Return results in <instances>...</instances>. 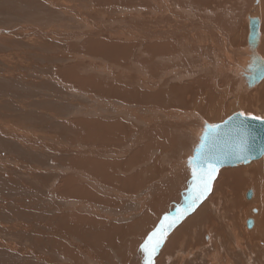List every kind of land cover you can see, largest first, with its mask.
I'll use <instances>...</instances> for the list:
<instances>
[{
	"label": "bare ground",
	"instance_id": "6f19581e",
	"mask_svg": "<svg viewBox=\"0 0 264 264\" xmlns=\"http://www.w3.org/2000/svg\"><path fill=\"white\" fill-rule=\"evenodd\" d=\"M109 2L96 1L92 9L86 3L81 6L86 10L77 6L73 11L89 16L95 22L91 24L100 28L93 33L83 26L91 32L83 51L99 58L113 54L112 65L124 71L132 64L147 71L140 75L118 70L119 74L94 80L92 86L73 80L74 91L90 95L95 106L101 102L104 111L74 112L71 121L64 122L80 129L72 131L76 134L70 142L45 144L46 161L61 168L56 167L55 176L45 175L49 200L43 205L45 213L29 207L33 220L21 229L20 223L14 227L24 230L31 243L21 247L0 240V248L18 256L17 264H125L133 252L130 246L136 247L157 222L159 237L167 232L164 222L172 219L177 204L181 211L189 209L190 198L184 196L192 187L188 161L206 127H221L235 113L264 120V77L250 82L257 64L264 61V0H140L144 10L134 20L120 17L117 8L122 6H108ZM176 4L181 7L174 8ZM185 4L187 9L182 7ZM88 11L92 15H84ZM104 12L110 13L107 24H113L110 42L93 19ZM69 55L65 67L79 76L85 59ZM153 57L163 68L156 61V66L151 64ZM98 59L85 65L93 74H110ZM239 107L242 111H236ZM66 132L70 131H62L67 137ZM212 187L196 211L170 236L165 235L156 264L166 259L169 264H264V156L221 167ZM97 190L104 195L98 197ZM59 200L66 204L63 211ZM122 201L128 204L122 206ZM36 204L33 198L30 205ZM127 207L137 209L132 218H125L131 213ZM161 211L167 221L164 214L156 220L155 212ZM133 225H138L137 230L132 228L134 233ZM171 250L178 251L177 256H171Z\"/></svg>",
	"mask_w": 264,
	"mask_h": 264
},
{
	"label": "rangeland",
	"instance_id": "374dc122",
	"mask_svg": "<svg viewBox=\"0 0 264 264\" xmlns=\"http://www.w3.org/2000/svg\"><path fill=\"white\" fill-rule=\"evenodd\" d=\"M52 1L0 0V240H2L1 242L3 245H5L6 243L11 244L12 242H16L21 245V247L28 246L29 243H31V241L29 240V235L24 230H15L14 227L20 223L21 229L22 226L29 224V222L33 220L31 219L32 216L30 214L31 207L35 208L36 210H41V212L45 213V207L43 205L49 202L47 196L48 188L46 185L45 175L47 174L51 176L53 175V173H57V170L61 168L58 163H52L51 160L46 161L44 151L45 144L47 145L51 141L62 139H66L65 142H70L72 136L76 134V132L72 131H78L80 129L78 127L76 128V125L74 123L64 124V122L67 123L72 115L75 114L74 112L78 113V111H104L103 109H101V102L99 100L98 101L100 102V105L95 106L91 102L90 95L84 93V91L82 93H76V91H74L75 89H73L74 83L72 82H74L75 80L78 81L80 79L79 81H88V84L91 85L94 80H102L108 78L111 75L114 76L116 74H119L118 70L125 73H135L140 75L145 74V72L147 71H144L141 67H138L134 64L130 66L131 68L129 69V71L131 72H129L128 70L124 71L122 68L112 65V62H116L113 54H111L112 56L110 55L111 57L109 55H106L110 58L105 57V55H102L99 58L98 55L91 54L89 56L83 51V43H85V38L87 37V35L91 34V32L96 33V30H99L100 28L96 29V27L92 25L95 22L90 18H86L89 16L76 15L73 11H77V6H80V8H78V10L80 11L86 10V8L81 7L86 3H90V9L94 7L96 8L95 2L101 0ZM109 1L110 2L108 6H115L116 8L117 5L122 6V8L120 7L121 9L117 8V10L119 12V16L125 19H127V17L129 16L128 18L133 17L132 19L134 20V18L137 16L136 14L141 15L143 12L142 10H144V8L141 7L139 3L140 0ZM122 1L123 3H126L123 4ZM133 3L134 5H132ZM177 5L178 4H176L174 8L181 7ZM185 5H182V7H185L187 9V5ZM252 6L254 8L255 6H257V3L256 5L252 4ZM62 8L65 12L61 11ZM128 9L129 12L127 11ZM68 10L70 12H68ZM227 12L228 14L230 12L231 15L236 14L233 10H227L226 13ZM86 14L92 15V13H89V11L84 15ZM102 14L104 15L100 17H93V19L103 27L104 37L107 39V41L109 38L110 42V36L111 39L113 36V24H107L109 22L108 19L110 17V13L104 12ZM79 19H81L82 21ZM113 21L115 20H111L112 23ZM135 22L138 23L137 21ZM86 23L88 25L92 23V26H86ZM83 26L87 29L89 28L88 30H91V32L85 29ZM66 35L70 36L66 37ZM79 44H81L82 46ZM66 45L70 46V51L67 50L68 48ZM91 45L92 44L90 42V46ZM91 48L93 47L91 46ZM178 52L179 54H183L180 50ZM60 53L62 57L57 58L56 55ZM66 54H70L69 56H75L79 59H85L83 63L84 66L82 65V68L85 71L83 70L80 74H78L79 76L76 75L75 69L65 67L67 61L70 62V60L66 59ZM92 56H94V60L91 59ZM96 56L97 59L99 58L98 61L100 60L99 64H101L103 67L107 66L105 68H107V70L111 72L110 74L107 73V75L105 71L93 74L90 66L85 65V63H94L97 60ZM179 57L181 61L187 62V60H184L183 55H179ZM153 60L154 61L151 64L154 65V62L156 61L157 64H155L159 66L158 64L160 63V67L163 68L162 63L158 60V58L156 59L155 57H153ZM6 61L9 63H7ZM108 61L111 63H109ZM145 65L148 66V62ZM86 69L89 71H87ZM134 79L137 78L135 77ZM81 84L84 85L83 83ZM84 86L86 87V89L91 90L90 87L87 88V85ZM82 89L85 88L83 87ZM83 93L85 97L83 96ZM239 110L242 111L241 107H239L236 111ZM66 126L69 128H67ZM53 130H55L56 132ZM64 130H67L68 132L70 131V133L66 132L67 137L63 134ZM46 138H48L49 140ZM57 157L58 155L56 154L55 159ZM58 158L57 162L61 160V158ZM56 167H59V169H56ZM44 172L45 174L43 175ZM54 181L55 178L52 179L49 184L52 186ZM192 187H194L193 184ZM192 187L191 192H188V194H184V196H186L188 199L190 198L189 194L193 192ZM212 190L213 187L207 197L211 195ZM99 191L100 190L96 191L97 196L104 195ZM166 192L174 191H168L167 189ZM33 198H35V202L37 203L36 205H30ZM206 200L207 198L205 199V201ZM189 202H191L190 199ZM203 202H200L199 204L197 203L195 205V209H187L185 211H181L182 206L177 204V207L175 208V211H177L176 213L174 212L175 214L172 216V219H170L168 222H164L166 227H168L167 236H170L187 217L191 216L196 211V209ZM58 203L60 204L59 210L63 211L66 207V204L62 200H59ZM126 204H128V202H121L122 206H125ZM180 204H182V201ZM172 205L173 207L175 206V204ZM135 208L136 207H127L126 211L131 213H128L125 218H127L128 216V218H132L133 216H135V214L132 213L133 210H137ZM56 213L60 215L59 212ZM162 214H164L162 211L155 212L156 220L159 221L160 218H163L160 217ZM173 218H175V222H173ZM34 220L40 221L41 219L35 218ZM105 223L106 221H104V224ZM159 223L160 222H157V225H155L154 227L160 229L158 227ZM169 224H171L172 226L169 227ZM137 226L138 225L131 226V231L133 227L135 229H138ZM154 227L148 231V234H146V236L140 240L136 247L132 248L130 246V249L133 252L129 256L125 264H144V254L142 253L141 255V252L139 251L141 245L145 242V240H147V236L151 235L154 231L157 230H155ZM136 230L133 229L132 233H134V231ZM159 234L160 233H157V238H159ZM167 236H164L163 243L161 244L162 246H160V248L158 249L157 254L154 257L155 259L153 258L154 264L158 263L156 262V258H158L164 246V240L166 241V238H168ZM105 237L106 235L104 234L103 241L105 240ZM173 251L174 250H171L169 253ZM174 252L171 255L173 257L177 256L178 251ZM116 254L117 253H114L115 259L118 257V255ZM17 257V255L15 257H12L8 250L0 248V264H17ZM167 260L168 259H166L165 261ZM165 261H163L164 264L170 263H165ZM23 264L27 263L24 262Z\"/></svg>",
	"mask_w": 264,
	"mask_h": 264
},
{
	"label": "water",
	"instance_id": "95a60500",
	"mask_svg": "<svg viewBox=\"0 0 264 264\" xmlns=\"http://www.w3.org/2000/svg\"><path fill=\"white\" fill-rule=\"evenodd\" d=\"M255 72L254 75H251V83L258 82L264 77V61H259ZM242 119L239 113L233 114L220 127L219 137L210 146L217 158L215 161L217 171L211 181L210 190L204 197L208 196L211 192L212 183L221 167L242 164L250 159H259L261 156H264V120L249 117L241 124ZM192 178L191 185L193 184ZM192 191L194 192V187H192ZM248 196H250V193ZM204 197L198 204L203 201ZM192 209H195V205L189 206V210Z\"/></svg>",
	"mask_w": 264,
	"mask_h": 264
},
{
	"label": "snow or ice",
	"instance_id": "6c2138e0",
	"mask_svg": "<svg viewBox=\"0 0 264 264\" xmlns=\"http://www.w3.org/2000/svg\"><path fill=\"white\" fill-rule=\"evenodd\" d=\"M241 124L247 117L244 113H240ZM256 119V118H253ZM220 135L219 125H208L205 129L201 142L198 145L195 155L189 159L188 165L192 169L194 192L189 194L190 207L196 205L204 195L210 190L211 181L217 171L216 156L211 150V145L217 140ZM242 150V149H241ZM169 217L165 216L164 220L167 221ZM175 222V218H173ZM172 225L169 224V227ZM160 229L154 231L148 236L147 240L141 245V252L144 254V264H154V257L163 243V237L167 234L166 230L157 238V232Z\"/></svg>",
	"mask_w": 264,
	"mask_h": 264
}]
</instances>
